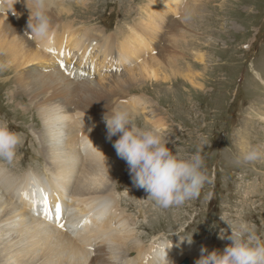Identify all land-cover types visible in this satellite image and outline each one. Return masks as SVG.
<instances>
[{"label": "bare ground", "instance_id": "obj_1", "mask_svg": "<svg viewBox=\"0 0 264 264\" xmlns=\"http://www.w3.org/2000/svg\"><path fill=\"white\" fill-rule=\"evenodd\" d=\"M9 1L11 3L7 10L12 14L15 10L22 17L19 18L22 24L15 26L10 23L14 20L16 24L18 19L15 14L8 15L2 11L5 0H0V57L4 55L11 59L15 69L28 68L40 61L54 63L55 66L50 68L49 75L33 69V75L20 76V82H23L20 87L38 108L41 125L39 131H32L36 135L32 139L37 147V155L42 156V166L36 165L23 172L0 160V264H179L185 257L195 264L202 246L208 252H223L212 248L210 242L189 244L185 236L175 241H154L146 247L127 209L120 206L118 178L127 168L121 166L127 163L118 157L113 147L119 134L111 140L107 138L106 113L103 109L125 107L134 111L136 116L140 110L138 108H147L150 99L132 95L129 96L133 97L129 101L132 107L121 103L104 107L103 103L109 104L110 99L97 100L94 97L100 87L107 91L115 88L119 93L129 94L133 91L132 86L142 82L169 81L168 73L163 72L173 69V66L185 67L179 71L173 70L172 74L181 75L192 87H197L189 67L194 63L183 61L190 58L189 43L183 41L180 50L175 48L178 55L165 53L169 43L159 53L153 45V40L158 41V34H161L157 24L164 23L167 14L179 15L184 0H149L140 8L139 21L135 25H128L122 36L107 34L105 27L76 28L74 22L80 17L76 13L77 8L65 5L69 0H50L47 14L52 22V42L47 45L25 35L29 17L25 0H16L13 6L12 0ZM188 1L184 12L194 13L192 15L190 12L186 26L190 32L196 27V23L191 21L201 17L207 0H192V3L199 2L196 8L201 1L199 13L196 8L195 11L191 9ZM162 10L166 15L161 14ZM73 16L74 22L65 20ZM178 34L180 32L174 35ZM197 34L193 30L192 36ZM139 45L143 47L141 51L144 54L148 51V55L142 54ZM114 57L122 64L129 63L125 67L128 68L126 72L94 83L76 74L75 70L83 71V64L89 63L88 69L93 76L99 75L101 68H106L110 58ZM194 58L196 63L202 65L206 61L200 54ZM77 59L78 67L74 65ZM132 59L135 61L132 62ZM181 61L185 66L180 64ZM65 70L70 74L65 75ZM69 75L80 78L82 83L69 82L67 85L70 88L60 87L63 78ZM43 81L47 86L45 90L40 89ZM105 81L111 85L109 88L104 85ZM75 86L78 87L73 89ZM72 91L79 94V100L75 101ZM73 103L76 104L75 108H72ZM151 112L146 120L162 133L166 126L164 118L158 117L153 110ZM21 162L20 159L14 161L17 165ZM29 180H33L38 189H26ZM42 182L48 183L49 193L41 187ZM63 188L72 198L65 199L67 208L60 216L59 223L64 225L61 228L49 223L45 216L37 217L33 211L39 212V206L44 204L45 196L50 193H56V197L64 196ZM73 211L75 214H68Z\"/></svg>", "mask_w": 264, "mask_h": 264}, {"label": "rangeland", "instance_id": "obj_2", "mask_svg": "<svg viewBox=\"0 0 264 264\" xmlns=\"http://www.w3.org/2000/svg\"><path fill=\"white\" fill-rule=\"evenodd\" d=\"M148 1L69 0L65 5L76 7V13L80 17L77 22H74L75 16L65 20L73 21L76 28L105 27L107 34L122 36L129 26L139 21L140 8ZM187 1L184 0L181 5L182 12L179 15H166L165 11H161L168 21L157 22L161 34H158V41L153 40V45L159 53L169 43L165 53L178 55L175 48L180 50L179 46L183 41L189 43L187 47L191 55L183 61L194 63L189 67L197 87H192L181 75L172 74L173 70L179 71L185 67L173 66V69L163 72L168 73L169 81L142 82L132 86L133 91L129 94L119 93L115 88L107 91L100 87L94 97L97 100L110 99L109 104L103 103L104 107H109L111 103L132 107L129 103L133 98L129 96L132 95L150 99L147 108H138L140 110L136 116L134 111L130 112L135 123L141 127H153L146 120L153 113L151 110L158 117L164 118L166 126L161 135L169 141L167 146L174 152L179 147L184 154H194L201 139L206 138L209 145L205 146L202 155L204 170L210 182L205 183L198 198L180 207L158 208L153 201L147 199L148 193L133 183L127 165L121 166L123 169L125 166L127 168L118 178L117 190L120 194V206L127 209V214L146 242V247L154 241H175L185 236L192 237L195 244L210 242L212 248L223 251L231 243L228 239L231 229L221 217L233 223H238L240 219L247 221L250 226H254L257 235L264 239V159L256 163L237 162L242 149H247L249 145L264 146V0H207L201 17L191 21L196 23V27L190 29V32L186 30V26L190 12L192 15L194 13L184 12ZM10 3L11 1L5 0V5L1 8L4 13L14 15L7 10ZM189 3L194 11H198L201 6V1L198 8L196 4L199 2L192 3L189 0ZM17 14L16 24L14 20L10 21L15 26L22 24V19H19L22 17ZM193 30L198 32V38L197 35L192 36ZM177 32L180 34L175 36ZM139 46L141 51L143 47ZM141 52L144 56L148 55V51L145 54ZM196 54L206 58L203 65L196 63ZM0 59V65H6L0 68V121L6 120L13 131L22 134L23 139L15 158L22 162L17 165L14 160L10 166L18 171H28L36 165L41 167L42 156L37 155V147L32 139L36 136L32 131H39L41 125L38 108L29 94L20 87L23 83L20 82V76L32 74L33 69L42 70L49 75L55 65L40 61L28 68L15 69L11 59L4 55ZM78 62L77 59L74 64L77 67ZM88 64H83V71H75L91 83L122 74L129 65L128 62L120 63L117 57L110 58L107 67L101 68L100 74L93 76ZM180 64L185 66L182 61ZM64 74L70 73L65 70ZM65 77L61 79L60 87L70 88L67 85L69 82L82 83L75 76ZM104 85L107 88L111 86L106 81ZM45 88L47 86L43 81L40 89ZM72 93L75 101L80 99L76 91ZM153 103L154 106H151ZM141 105L144 106L142 103ZM75 106L73 103L72 108ZM111 110L103 109L109 114ZM221 231L224 232L223 239L220 238Z\"/></svg>", "mask_w": 264, "mask_h": 264}, {"label": "clouds", "instance_id": "obj_3", "mask_svg": "<svg viewBox=\"0 0 264 264\" xmlns=\"http://www.w3.org/2000/svg\"><path fill=\"white\" fill-rule=\"evenodd\" d=\"M16 0H12V6ZM29 9L25 35L47 45L52 42V22L48 10L50 0H25ZM15 13V10L13 11ZM18 15V14H17ZM6 65H0L4 68ZM107 138L119 134L113 147L118 157L125 160L133 183L148 193L147 199L161 209L180 207L199 197L205 183L210 182L204 170L202 152L207 143L201 139L194 154H184L177 147L175 152L167 145L159 128L141 127L135 123L133 114L125 107H115L104 116ZM23 144L22 134L13 131L6 120L0 121V160L12 163L19 146ZM104 155V154H103ZM264 159V146L249 145L241 150L237 162L256 163ZM231 229L228 239L231 243L218 252H208L201 247L200 257L195 264H264V239L257 235L254 226L242 219L233 223L221 217ZM220 238H224L221 231ZM192 243V237H187Z\"/></svg>", "mask_w": 264, "mask_h": 264}, {"label": "snow or ice", "instance_id": "obj_4", "mask_svg": "<svg viewBox=\"0 0 264 264\" xmlns=\"http://www.w3.org/2000/svg\"><path fill=\"white\" fill-rule=\"evenodd\" d=\"M49 51H52V50L50 49ZM44 203L47 204V196H45V198H44ZM54 211H55V213L57 214V216L59 218V215L62 213V206L60 204H56ZM59 226L61 228L64 227V225L62 223H60Z\"/></svg>", "mask_w": 264, "mask_h": 264}, {"label": "water", "instance_id": "obj_5", "mask_svg": "<svg viewBox=\"0 0 264 264\" xmlns=\"http://www.w3.org/2000/svg\"><path fill=\"white\" fill-rule=\"evenodd\" d=\"M180 264H190L189 258H185Z\"/></svg>", "mask_w": 264, "mask_h": 264}]
</instances>
